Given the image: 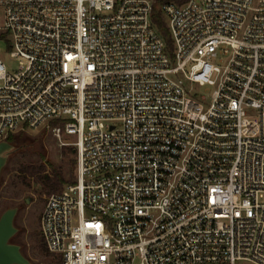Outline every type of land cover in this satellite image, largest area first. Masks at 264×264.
<instances>
[{
    "label": "built area",
    "instance_id": "1",
    "mask_svg": "<svg viewBox=\"0 0 264 264\" xmlns=\"http://www.w3.org/2000/svg\"><path fill=\"white\" fill-rule=\"evenodd\" d=\"M154 3L0 0V142L73 137L40 216L62 264H264V0L165 3L170 44Z\"/></svg>",
    "mask_w": 264,
    "mask_h": 264
},
{
    "label": "rangeland",
    "instance_id": "2",
    "mask_svg": "<svg viewBox=\"0 0 264 264\" xmlns=\"http://www.w3.org/2000/svg\"><path fill=\"white\" fill-rule=\"evenodd\" d=\"M164 20L167 23L165 17ZM0 60L9 73L15 72L19 67V61L11 55L7 39H0ZM214 89L215 87L210 85L199 87L200 92L206 97H209ZM24 132L26 140L21 143V150L9 158L0 178V215L6 208H18L14 219V225L18 230L12 241L21 246L22 252L31 264H48L56 258L53 255L46 256L37 249L34 235L41 233V212L46 198L52 192L39 182L38 176L53 177L57 172L68 181L66 184L73 182L74 147L62 144V141L72 142L73 137L63 136L60 141L47 126ZM26 166H34L38 171L34 174L27 173L21 169ZM237 264L253 263L241 261Z\"/></svg>",
    "mask_w": 264,
    "mask_h": 264
},
{
    "label": "water",
    "instance_id": "3",
    "mask_svg": "<svg viewBox=\"0 0 264 264\" xmlns=\"http://www.w3.org/2000/svg\"><path fill=\"white\" fill-rule=\"evenodd\" d=\"M20 150L21 146L8 140L0 142V178L9 158ZM17 210V207H9L0 215V264H31L21 246L12 241L18 230L14 225Z\"/></svg>",
    "mask_w": 264,
    "mask_h": 264
},
{
    "label": "trees",
    "instance_id": "4",
    "mask_svg": "<svg viewBox=\"0 0 264 264\" xmlns=\"http://www.w3.org/2000/svg\"><path fill=\"white\" fill-rule=\"evenodd\" d=\"M187 1L188 0H155L154 7H153V14H152L153 20L155 24L157 25V27L159 28V30L161 31V33L163 34V36L165 37V39L167 40L168 44L171 43V39H170L169 32H168V29H167V26H166V23H165L160 7L161 5L168 3V2H175L177 4H183ZM1 38H4V35L0 34V39ZM25 135L26 133L24 131H21L19 133L9 135L7 140L14 145L21 146V143L26 140ZM21 169L30 174H34L38 171V169L35 168L34 166L21 167ZM38 179H39V182H41V184H43V186L47 190H49V192H52V193L58 190L60 191L68 182L63 178L61 173H57V172L55 173L53 177H49L48 175H39ZM34 238L36 241V247L37 249H39L40 252H42L46 256H52V255L55 256L56 258L55 261H51L48 264H62V259L60 256L52 254L47 250L41 233H36L34 235Z\"/></svg>",
    "mask_w": 264,
    "mask_h": 264
}]
</instances>
